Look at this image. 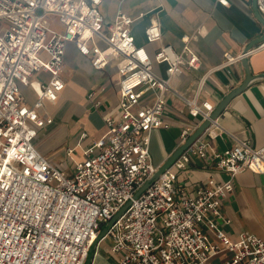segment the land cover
Wrapping results in <instances>:
<instances>
[{
    "label": "built area",
    "instance_id": "obj_1",
    "mask_svg": "<svg viewBox=\"0 0 264 264\" xmlns=\"http://www.w3.org/2000/svg\"><path fill=\"white\" fill-rule=\"evenodd\" d=\"M103 1L0 0V264H84L101 227L126 205L101 240H109L116 264H264V237L240 232L231 239L219 226V221L230 223L222 204L233 191L235 176L245 170L264 174V147L236 140L214 150L205 138L211 121L137 195L160 166L152 162L151 133L169 128L162 120L167 97L183 102L194 119L180 134L183 143L215 109L198 97L208 76L239 63L243 54H224L219 65L198 79L194 94L185 95L172 81L180 66H200L190 38L181 39L180 51L163 43L157 8L136 16L118 12L106 21ZM256 6L264 19V0H256ZM148 15L143 36L146 44H158L152 53L136 42L133 32L134 24ZM48 16L58 19L60 29L50 26ZM201 34L197 29L195 35ZM70 43L96 70L116 63L119 98L116 111L103 118V135L67 148L70 165L60 167L36 148V141L40 130L53 124L45 105L55 103L65 88L61 74ZM263 48L264 40L248 54ZM154 65L165 67L164 76ZM38 73L48 77L28 104L20 86H28ZM86 98L98 107L95 91ZM191 157L228 178L184 193L175 182Z\"/></svg>",
    "mask_w": 264,
    "mask_h": 264
},
{
    "label": "crops",
    "instance_id": "obj_2",
    "mask_svg": "<svg viewBox=\"0 0 264 264\" xmlns=\"http://www.w3.org/2000/svg\"><path fill=\"white\" fill-rule=\"evenodd\" d=\"M113 3L109 16L102 9L105 3ZM227 6L216 0H104L100 10L106 21L118 12L136 16L157 8V20L162 30V42L170 44L177 51L182 48L181 39L190 38L189 46L200 59V66L188 70L180 66L173 78V86L181 93L192 96L198 79L208 70L219 65L226 53L238 56L248 44L263 34V27L253 12V0H227ZM148 15L133 26L136 42L146 46L152 53L158 44H146L143 30L149 23ZM201 28L203 34L196 36ZM247 65L251 74H264V48L248 56ZM154 71L164 76L165 67L154 65ZM43 73L35 74L28 86H20L21 94L28 104L37 96L39 84L47 79ZM65 88L55 103H47L45 110L53 118V124L40 130L36 148L58 166L69 167L66 149L80 142L85 146L96 141L105 132L103 118L116 111L118 105L119 75L116 63L110 62L103 70H96L89 57L79 54L73 44H68L61 74ZM245 78L241 63H236L211 73L200 91L199 100H208L215 107ZM96 92L99 105L93 107L86 98ZM162 120L168 129L151 133L150 153L154 165H161L181 144L182 130L193 122L187 108L180 100L169 96ZM86 134L81 140L80 135ZM205 138L214 150H224L245 140L254 148L264 147V79H254L237 96L232 98L220 115L212 122ZM55 146L54 153L50 147ZM54 148V147H53ZM75 156H80L77 149ZM228 175L196 157H191L188 166L177 172L175 185L184 193L197 187L221 183ZM222 213L230 223L219 226L231 239L240 232H249L264 237V174L249 170L239 173L233 179V191L222 204ZM99 243L95 249L92 264H116L117 260L106 248V255L100 253ZM109 253V254H108Z\"/></svg>",
    "mask_w": 264,
    "mask_h": 264
},
{
    "label": "water",
    "instance_id": "obj_3",
    "mask_svg": "<svg viewBox=\"0 0 264 264\" xmlns=\"http://www.w3.org/2000/svg\"><path fill=\"white\" fill-rule=\"evenodd\" d=\"M253 12L257 19V21L262 25L263 27V34L261 37L257 38L256 40L252 41L246 48L244 49L243 57L240 60L241 65L243 66L245 70V78L243 82L231 90L222 100L221 102L215 107L214 111L211 113L208 120H204L201 122L197 128L188 136V138L181 143L178 148L159 166L156 173L153 175V177L148 180L137 192V195L140 194L144 189H146L151 183H153L158 176L163 173L166 169H168L173 162L211 125V121H214L220 113L224 110V108L227 106V104L230 102L232 98L240 94L247 86L248 84L253 81L254 79L260 78L264 79V74H251L247 65L248 60V52L252 50L254 47H256L259 43H261L264 40V19L260 16L257 6H256V0H253ZM127 205L124 206L111 220H109L106 224H104L101 229L99 230L96 239L91 244L87 251V255L84 261V264H92L94 255H95V249L98 245V243L106 237L107 231L109 230L110 226L115 222V220L124 212Z\"/></svg>",
    "mask_w": 264,
    "mask_h": 264
},
{
    "label": "rangeland",
    "instance_id": "obj_4",
    "mask_svg": "<svg viewBox=\"0 0 264 264\" xmlns=\"http://www.w3.org/2000/svg\"><path fill=\"white\" fill-rule=\"evenodd\" d=\"M102 7H103L102 9L104 10V12H106V15L109 16L110 10L111 11L113 10V3L112 2L105 3L104 6H102ZM47 20H48V22H49V24H50V26L52 28H54V29H60V23L58 22V19L56 17H54V16H48L47 17ZM50 126H47L46 128H48ZM55 150H56L55 146L50 147V153H54ZM54 165L58 166L57 163L54 164ZM109 243H110L109 240H106V242L100 247L99 251H100L101 254L106 255V253H107L106 252V248L109 246Z\"/></svg>",
    "mask_w": 264,
    "mask_h": 264
},
{
    "label": "bare ground",
    "instance_id": "obj_5",
    "mask_svg": "<svg viewBox=\"0 0 264 264\" xmlns=\"http://www.w3.org/2000/svg\"><path fill=\"white\" fill-rule=\"evenodd\" d=\"M94 238H95V236H94ZM94 240H95V239H94ZM94 240H93V242H94ZM103 241H104V240H103ZM103 241H101V244H102Z\"/></svg>",
    "mask_w": 264,
    "mask_h": 264
},
{
    "label": "clouds",
    "instance_id": "obj_6",
    "mask_svg": "<svg viewBox=\"0 0 264 264\" xmlns=\"http://www.w3.org/2000/svg\"><path fill=\"white\" fill-rule=\"evenodd\" d=\"M141 55H143V53H141Z\"/></svg>",
    "mask_w": 264,
    "mask_h": 264
}]
</instances>
